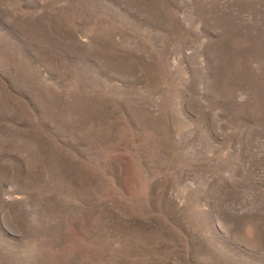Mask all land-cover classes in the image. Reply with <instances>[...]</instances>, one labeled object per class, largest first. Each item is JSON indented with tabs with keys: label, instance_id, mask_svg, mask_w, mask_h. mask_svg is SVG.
I'll list each match as a JSON object with an SVG mask.
<instances>
[{
	"label": "rangeland",
	"instance_id": "obj_1",
	"mask_svg": "<svg viewBox=\"0 0 264 264\" xmlns=\"http://www.w3.org/2000/svg\"><path fill=\"white\" fill-rule=\"evenodd\" d=\"M0 264H264V0H0Z\"/></svg>",
	"mask_w": 264,
	"mask_h": 264
}]
</instances>
